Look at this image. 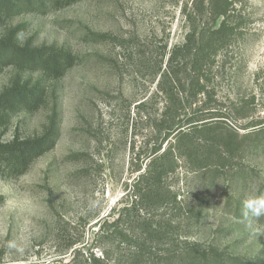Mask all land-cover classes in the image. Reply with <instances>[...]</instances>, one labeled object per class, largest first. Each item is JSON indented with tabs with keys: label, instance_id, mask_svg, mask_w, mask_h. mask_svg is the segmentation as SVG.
<instances>
[{
	"label": "rangeland",
	"instance_id": "1",
	"mask_svg": "<svg viewBox=\"0 0 264 264\" xmlns=\"http://www.w3.org/2000/svg\"><path fill=\"white\" fill-rule=\"evenodd\" d=\"M193 1L79 0L0 25V34L21 26V43L63 48L76 58L57 79L19 73L23 81H42L46 103L14 114L1 138L42 134L53 119L58 137L25 173L0 171V264H86L90 252L101 256L95 232L108 215H119L159 145V154L174 147L164 181L184 201L167 212L175 227L167 243L188 237L214 247L223 257L215 264H241L239 257L264 264V216L251 221L254 232L242 215L247 197H264V0H232L231 45L205 71L212 97L193 95L189 73L178 80L166 66L192 26ZM193 16L200 28L210 24ZM16 74L12 65L0 72V91ZM169 98H181L189 116L201 102L190 107L184 98H216L224 124L194 136L215 144L219 165L195 170L180 154L178 131L164 140L167 122L160 118ZM189 207L202 208V216L186 219Z\"/></svg>",
	"mask_w": 264,
	"mask_h": 264
},
{
	"label": "trees",
	"instance_id": "2",
	"mask_svg": "<svg viewBox=\"0 0 264 264\" xmlns=\"http://www.w3.org/2000/svg\"><path fill=\"white\" fill-rule=\"evenodd\" d=\"M77 1L79 0H0V25L26 12H44L51 6L70 5ZM199 1H193L198 11H194V7L193 11H190L189 21L192 26L185 36V41L172 47L166 66L178 80L179 73L187 75L189 73L193 95L212 97L204 82L210 79L205 71L216 64L219 52L231 45L233 27L228 20L232 0H201L207 4L198 6ZM197 12L211 25L204 28L196 26V17L193 15ZM20 27L10 28L0 34V72L10 65L18 70L9 86L0 91V171L6 169L16 175L25 173L38 158L49 152L55 146L58 137V125L53 119L42 134L24 138L16 133L8 141L1 138L14 114L21 111H37L46 103V88L42 81L34 83L23 81L19 73L38 71L42 76L57 79L73 67L76 60L70 51L63 48L21 43ZM160 88L163 90L161 83ZM184 99L190 107L196 102L201 104L194 110V114L189 116L187 111L181 113V98H169L171 104L167 105L160 118V123L167 122L164 127L166 131L164 140L168 141V138L178 131L176 135L177 146L182 150L180 154L195 166V170L209 167L213 163L217 165L213 158L216 154L215 144L208 143L204 146L199 144L194 136V133L204 132L207 137L214 128L222 127L224 124V120H220L223 114H220L215 106L216 98ZM160 150L161 145L153 149L148 170L145 169L139 174L134 188L128 193L130 198L121 207L119 215L117 217L108 215L102 223L103 218L97 222L101 223L95 232L97 247L102 254L100 256L90 252L86 257L82 255L86 264H111V255L114 252L122 254L118 256L115 264H215L223 259L222 254L214 247L203 249L199 242L188 237L179 241L173 238L167 243L173 234L172 229L175 228L171 225L173 219L170 216L167 218V212L169 209H180L184 201L181 200L180 194L164 181V175L173 171L169 158L174 147L171 145L159 154ZM164 160L170 166L169 169L164 168ZM199 207H189L186 219L201 217L203 211ZM161 209L166 212L158 214L157 211ZM180 243L183 244L181 250ZM122 244L124 247H121ZM79 255L77 258L74 256L76 261ZM237 260L241 264L249 262L248 257H239Z\"/></svg>",
	"mask_w": 264,
	"mask_h": 264
},
{
	"label": "clouds",
	"instance_id": "3",
	"mask_svg": "<svg viewBox=\"0 0 264 264\" xmlns=\"http://www.w3.org/2000/svg\"><path fill=\"white\" fill-rule=\"evenodd\" d=\"M94 206V205H93ZM244 221L247 222L248 227L254 232L257 231L252 220L264 216V197L249 196L243 201V212Z\"/></svg>",
	"mask_w": 264,
	"mask_h": 264
}]
</instances>
